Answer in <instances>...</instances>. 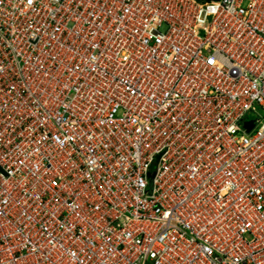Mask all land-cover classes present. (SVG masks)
<instances>
[{
    "label": "built area",
    "instance_id": "1",
    "mask_svg": "<svg viewBox=\"0 0 264 264\" xmlns=\"http://www.w3.org/2000/svg\"><path fill=\"white\" fill-rule=\"evenodd\" d=\"M0 264H264V0H0Z\"/></svg>",
    "mask_w": 264,
    "mask_h": 264
},
{
    "label": "rangeland",
    "instance_id": "2",
    "mask_svg": "<svg viewBox=\"0 0 264 264\" xmlns=\"http://www.w3.org/2000/svg\"><path fill=\"white\" fill-rule=\"evenodd\" d=\"M163 27H161V29H163ZM255 116L252 114V113H248L246 116H245V119H244V125L246 126V130H249L251 127H253L255 125Z\"/></svg>",
    "mask_w": 264,
    "mask_h": 264
}]
</instances>
